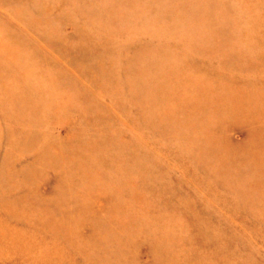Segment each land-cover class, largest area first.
Returning a JSON list of instances; mask_svg holds the SVG:
<instances>
[{
	"label": "rangeland",
	"instance_id": "rangeland-1",
	"mask_svg": "<svg viewBox=\"0 0 264 264\" xmlns=\"http://www.w3.org/2000/svg\"><path fill=\"white\" fill-rule=\"evenodd\" d=\"M0 264H264V0H0Z\"/></svg>",
	"mask_w": 264,
	"mask_h": 264
}]
</instances>
